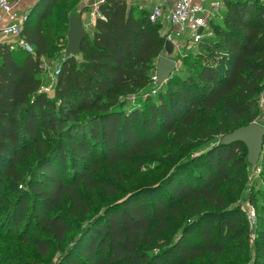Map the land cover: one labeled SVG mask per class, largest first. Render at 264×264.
Masks as SVG:
<instances>
[{"label":"trees","instance_id":"1","mask_svg":"<svg viewBox=\"0 0 264 264\" xmlns=\"http://www.w3.org/2000/svg\"><path fill=\"white\" fill-rule=\"evenodd\" d=\"M80 1L35 3L22 29L35 54L0 42V227L17 233L26 221L64 243L73 229L64 210L89 215L86 194L108 186L103 166L159 160L157 171H167L160 183L131 192L84 224L62 264H190L228 254L230 242L248 231L240 207L231 204L255 166L244 143L221 141L261 112L264 3L253 10L259 0H226L222 17L211 22L214 38L200 43L207 56H185L192 70L173 73L153 98L155 61L166 44L160 20L128 0H105L81 57L68 56L69 19ZM46 59L59 61L54 98L39 77ZM84 113L59 128L60 116ZM167 146L185 156L202 153L171 168L178 154L159 156ZM256 167L264 187V148ZM34 230L30 241L47 249ZM260 234L264 259V228ZM157 244L161 251L151 253Z\"/></svg>","mask_w":264,"mask_h":264},{"label":"rangeland","instance_id":"2","mask_svg":"<svg viewBox=\"0 0 264 264\" xmlns=\"http://www.w3.org/2000/svg\"><path fill=\"white\" fill-rule=\"evenodd\" d=\"M260 3H264V0L254 2L252 4V9L256 10ZM29 10L30 9L27 11L28 13ZM160 22L162 23L160 29L161 34L164 36L165 40L168 41L166 36L167 33L172 31V26L166 25L165 28V22L163 20H160ZM181 43L187 44L186 46H181L178 50L174 48L173 58L178 62L177 70L174 74L177 73L184 75L186 71L192 70L191 63H187L186 60L184 61V59H186L185 56H196L197 53L202 52L206 57L207 52L202 49L200 44H194L190 41H183ZM66 44L62 45L63 50L65 49ZM164 54H166L165 50L162 55ZM46 60L51 67V73L54 74L59 67V61L56 59ZM155 63L157 64V59ZM166 82L167 81L162 85L158 84L155 80V82L150 85L149 91L153 98H156L158 95V90L165 89V86H167ZM54 87L55 86L50 89L47 85L43 86L42 89L47 92L49 96L54 98ZM48 89L50 90L48 91ZM143 92L144 91H140L139 94H142ZM136 96V94H131L128 97L130 100L134 101L136 100ZM61 105L63 104L58 105L57 101L56 111L61 110L59 108ZM85 115L86 113L78 118L60 116L62 118V123L59 128L63 129L68 127L72 122L81 121ZM220 137L221 136H218L217 139L215 138V140H212L209 143H214L216 140L220 139ZM175 153L178 155L177 158L170 159L172 160L170 161L172 164H170L171 168L177 163L183 161L187 156H194L196 152L185 156V150H181L179 147L173 149L167 146L162 148L159 156L164 159L173 156ZM201 153L202 151L196 154L198 155ZM159 164V160L152 161L151 163L137 162V160H133L130 163H123L119 166H103L101 176L108 182V186L101 185L95 187L91 193L86 194V199L91 206L89 215L86 217L73 216L70 215L67 210H64L68 222L73 226V229L68 233L64 243L57 242L53 234L48 235L40 229L35 231V226L33 224L29 227L26 226V221L23 223L22 221L20 222L17 228V233H14L10 228L0 227V264H62L63 252L71 246L74 238L84 224L91 220L95 215L102 212L107 205L120 202L131 192L160 183V180L167 171L165 172V169L157 171L158 167L156 166H159ZM118 187L120 188V191L116 190ZM113 188H115V190L110 194L108 191ZM238 190V197L237 195H234V202L231 205L240 207L242 216L245 218V226L248 228L247 233L239 239L230 242L231 247L228 254H223L220 257L206 255L202 258L191 261L190 264H264V259L261 258L257 250L258 245L263 239L261 234L259 235V230L261 231V229L264 228V198L262 197L264 187L260 175V168L249 166L246 176L244 177L242 184L239 185ZM251 210L255 211V217H250L249 211ZM33 230L34 235H38V237L44 241V245H47L49 248L39 249L30 241V239L34 237L31 234L33 233ZM21 233H23L24 237H21ZM168 236H170L169 233ZM161 242L163 241L160 240L159 243ZM149 251L151 253H158L161 251V248L157 244L152 246Z\"/></svg>","mask_w":264,"mask_h":264},{"label":"built area","instance_id":"3","mask_svg":"<svg viewBox=\"0 0 264 264\" xmlns=\"http://www.w3.org/2000/svg\"><path fill=\"white\" fill-rule=\"evenodd\" d=\"M226 9V0H175L167 13L162 7L156 6L150 11V20L155 22L164 20L172 26V31L167 33L166 39L171 41L179 49L178 40L187 39L194 44H200L205 39H213L214 31L211 22L220 19ZM0 12L10 15L14 22L1 30L4 41L11 42L24 49L26 52L35 54V48L26 41L22 34L23 23L28 12L19 13L13 0H0ZM59 69L54 73V81L50 89L56 85ZM157 81V76L155 77ZM48 89V91L50 90ZM261 112L258 123L264 125V90L260 95ZM250 217H255V211H249Z\"/></svg>","mask_w":264,"mask_h":264},{"label":"water","instance_id":"4","mask_svg":"<svg viewBox=\"0 0 264 264\" xmlns=\"http://www.w3.org/2000/svg\"><path fill=\"white\" fill-rule=\"evenodd\" d=\"M68 45L65 50L66 55L78 56L81 54L82 44L90 37L87 32L82 17L77 14L70 16ZM166 54L159 56L157 60V83L163 84L177 70L178 62L173 58L174 46L171 41H166ZM241 142L247 147V159L250 165L258 166L264 148V125L252 122L248 125L236 128L225 135L222 144L230 145Z\"/></svg>","mask_w":264,"mask_h":264},{"label":"crops","instance_id":"5","mask_svg":"<svg viewBox=\"0 0 264 264\" xmlns=\"http://www.w3.org/2000/svg\"><path fill=\"white\" fill-rule=\"evenodd\" d=\"M38 0H15L14 4L16 9L21 12H27L28 9L31 10V8L35 5V3ZM105 0H81L79 4L77 5L76 13L77 15H80L82 17L83 24L89 33L91 37H93L94 28L96 25L97 17L100 16L99 12V6L104 3ZM175 0H128L130 5H137L140 8H143L150 12L153 8L156 6L162 7V10L164 13H167L170 8L173 6ZM29 10V11H30ZM164 21V20H163ZM14 22V18L10 15H6L2 12H0V42L4 41L1 36V30L5 28L7 25ZM165 22V28L166 25H170L168 22ZM169 41V40H168ZM178 43L180 44L179 48L182 46H186L187 43H181V42H187L189 40L187 39H181L178 40ZM173 46L175 49L178 50V46L173 43ZM166 51V50H165ZM81 57V54L79 55ZM51 67L48 64V61H45V68L41 74H39V77L43 80V86H51V84L54 81V74L51 73Z\"/></svg>","mask_w":264,"mask_h":264}]
</instances>
